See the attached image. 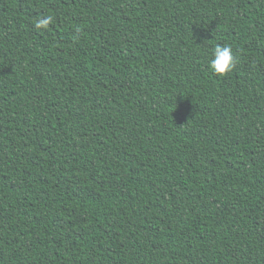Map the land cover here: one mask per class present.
Returning a JSON list of instances; mask_svg holds the SVG:
<instances>
[{
	"label": "trees",
	"instance_id": "obj_1",
	"mask_svg": "<svg viewBox=\"0 0 264 264\" xmlns=\"http://www.w3.org/2000/svg\"><path fill=\"white\" fill-rule=\"evenodd\" d=\"M0 264H264V0H0Z\"/></svg>",
	"mask_w": 264,
	"mask_h": 264
}]
</instances>
